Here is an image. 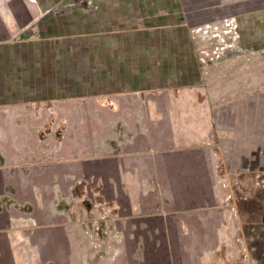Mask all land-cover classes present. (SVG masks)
I'll list each match as a JSON object with an SVG mask.
<instances>
[{"label":"crops","instance_id":"0c3cea01","mask_svg":"<svg viewBox=\"0 0 264 264\" xmlns=\"http://www.w3.org/2000/svg\"><path fill=\"white\" fill-rule=\"evenodd\" d=\"M237 3L226 99L210 0H0V264H264V0Z\"/></svg>","mask_w":264,"mask_h":264},{"label":"rangeland","instance_id":"374dc122","mask_svg":"<svg viewBox=\"0 0 264 264\" xmlns=\"http://www.w3.org/2000/svg\"><path fill=\"white\" fill-rule=\"evenodd\" d=\"M238 1L239 0H220L219 2L218 0H210L211 5L215 8H211L208 10L210 13L209 18L211 31L212 29H215L219 31V35L222 36L221 40L219 41L220 43L217 41H212L210 51H213L210 53V55H212L210 59H212L211 62L213 64H219L222 69L218 77L220 79L221 84L226 86L224 88V94H226V99H230L233 96L234 88L233 67L232 65H229L232 64L233 61H229L232 60V58L228 57V55L233 54V51H238L237 49L242 48L240 47L239 40L238 42L236 41L238 32L236 26V18L237 15L245 9H241V3H237ZM218 6L220 7L218 8ZM201 11H204V13L207 12L206 9ZM198 21H200V18L198 19ZM202 28L203 25L195 24L194 32L201 30ZM257 64L259 68L262 67V71H264V58L259 57L257 60ZM260 74L261 72L259 69L258 75ZM262 79L263 78L259 76L258 83H260ZM244 83L245 82L243 79V84ZM258 87L260 89V86Z\"/></svg>","mask_w":264,"mask_h":264}]
</instances>
